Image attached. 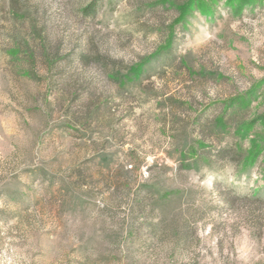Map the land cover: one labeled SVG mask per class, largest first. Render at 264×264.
Instances as JSON below:
<instances>
[{"label":"rangeland","instance_id":"1","mask_svg":"<svg viewBox=\"0 0 264 264\" xmlns=\"http://www.w3.org/2000/svg\"><path fill=\"white\" fill-rule=\"evenodd\" d=\"M93 1L0 0V264H264V0Z\"/></svg>","mask_w":264,"mask_h":264},{"label":"trees","instance_id":"2","mask_svg":"<svg viewBox=\"0 0 264 264\" xmlns=\"http://www.w3.org/2000/svg\"><path fill=\"white\" fill-rule=\"evenodd\" d=\"M96 0L95 1H93L92 3H90L85 9H84V13L86 14V15H91V14H93V13H95V11H96ZM198 154L199 155H201L203 158H205L206 157V155H202V153H200L199 152V150H198ZM258 193H256V197L257 198H259V199H264V198H262L261 196H259V195H257ZM245 197H247L248 198V196H245ZM226 201H227V203H230V204H233L234 203V199H232V198H227L226 199Z\"/></svg>","mask_w":264,"mask_h":264}]
</instances>
